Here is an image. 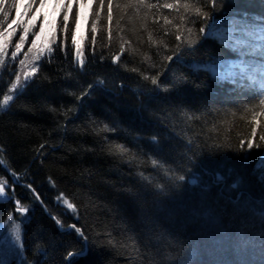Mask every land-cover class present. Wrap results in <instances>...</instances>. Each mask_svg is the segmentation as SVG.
<instances>
[{
	"label": "trees",
	"instance_id": "16d2710c",
	"mask_svg": "<svg viewBox=\"0 0 264 264\" xmlns=\"http://www.w3.org/2000/svg\"><path fill=\"white\" fill-rule=\"evenodd\" d=\"M113 2L114 5H121V11L114 9V19L124 16L120 21V27L124 31L120 35L139 49V55L125 53L121 62H111L112 55L119 51L120 43L114 39L109 47H104L107 43V21L103 11L98 22L97 51L94 57L90 55L91 12L97 7L94 4L85 20L87 33L84 37L87 39L82 43L88 59L84 70L80 71L72 64L71 54L65 59L64 53L55 50L53 45L51 61L49 62L46 54L38 76L24 94L11 102L7 111H0V146L6 149V160L11 169L22 177L21 184L31 183L43 200L42 205L27 188L15 185L13 200L0 203V222L12 211L16 219L20 220V214L15 212V199H20L22 204L30 208L25 214L29 219L23 223L22 228L28 264L41 259L37 255L40 249L47 250L43 264H65V253L70 248L82 247L75 232H62L51 215L61 218L65 226L77 223L89 235L90 251L85 257L76 260L75 264H154L162 259L164 253L175 254L181 249L180 259L183 264H241V258L244 264H264L260 248H249L246 253L239 254L234 249L241 220L248 221L249 214L237 215L232 219L231 204H226L223 199L218 205L214 203L217 187L212 188L207 203L216 208L220 215L219 225L191 214L199 205L198 196L188 192L182 195L171 192L168 195H158L154 189L145 192L136 175V162L130 167L124 162L127 157L109 154L110 151L115 152L116 143H123L138 155L142 152L145 162L143 170L146 173L152 172L148 156L155 153L152 152L147 137L159 134L161 140H164L179 134L184 140L172 139L175 149L170 153L166 144L164 157L168 163L183 169L187 167L181 156L185 151V141L196 135L197 140L204 144V155L200 158L204 167L211 170L233 167L244 176L248 184L247 191L253 197H264V183L252 175L259 156L256 150H253L252 158L247 162H242L232 152H217L215 156L208 154L207 145L213 141L207 137L222 140L229 136L235 147L240 138L249 134L252 114H246V120L240 119L243 109L237 105L242 100L238 99L232 84L217 83L204 72L194 75L189 67L196 61L209 59L210 56L225 58L227 62L234 59L233 53L210 38L196 45L195 52L182 53L179 62L162 65L161 58L155 56L156 46L150 45L147 35L150 31L154 39L163 38L169 47L173 45L174 29L173 35L165 37L163 28L171 26L164 25L162 17L167 16L173 24H177L178 19H173L177 17V12L159 5L173 3L174 0H145L146 4H157L158 8L140 7L138 11L124 7L128 0ZM34 7H38V4ZM75 9L76 6L73 5V13ZM225 9L229 13L232 10L262 13L264 4L262 0H227ZM19 10L23 12L24 7L21 6ZM45 13L49 21L55 18L59 26L63 12L55 11L54 4L49 0L47 7L41 10V16L32 31H39ZM15 15V12L10 14ZM31 15L29 13L25 19ZM157 20L158 22H154ZM71 22L70 13L69 23ZM113 27L115 31V25ZM20 34L21 30L18 29L7 49L6 62H10L11 52ZM57 37L59 42V27ZM32 39L29 34L19 58H23V52H27ZM140 39L145 42L140 44ZM161 52L169 54L163 49ZM101 53L104 55L103 60L100 59ZM143 53L153 56L156 68L148 69L142 58ZM17 64L18 60L11 64L9 71H15ZM165 67L169 70L165 71ZM132 68H139L149 75L163 72L161 80L169 83L173 81L174 75L183 73L188 81H177L174 91L160 92L154 89L150 81H144L137 73L130 71ZM2 70L3 66H0V71ZM9 71H3L0 76V99L8 91L14 78ZM100 79L104 80V84L93 89L91 99L85 96L83 100L77 101L76 96L89 84L95 85ZM196 83L202 84V87L195 88ZM70 92L75 95H69ZM232 108H236V117H232L227 111ZM185 110L200 119L186 124L183 115ZM257 120L264 124V116H257ZM221 121L224 123H220ZM105 124L116 131H102ZM213 124L217 126L216 133L207 131ZM257 132H260L259 127ZM137 133L145 138L134 140ZM42 144L44 148L40 149ZM193 148L199 151L194 145ZM197 171L200 169L197 168ZM0 176L7 177L11 186V176L2 167ZM50 178L54 186L49 182ZM160 182L164 181L161 179ZM126 188H131L139 195H130L124 191ZM60 193L77 205L78 220L57 203L56 197ZM8 195L12 196L13 193L9 191ZM221 208L225 210L221 212ZM149 217L151 221L148 220ZM261 227L264 226L253 223L245 232L251 235L260 231ZM223 230L227 231L231 239L222 236ZM109 233L112 244L108 242ZM221 240L223 243H218ZM134 241L137 242L135 247ZM18 259H14L12 264H16Z\"/></svg>",
	"mask_w": 264,
	"mask_h": 264
},
{
	"label": "snow or ice",
	"instance_id": "6c2138e0",
	"mask_svg": "<svg viewBox=\"0 0 264 264\" xmlns=\"http://www.w3.org/2000/svg\"><path fill=\"white\" fill-rule=\"evenodd\" d=\"M51 2L54 4L55 11L59 12L62 10L63 12L59 26L55 18L49 21L45 13L43 14L44 19L39 25V31L34 32L32 29L36 27V21L41 16V10L47 7L49 0H0V66H3L0 76L3 75V71H9L11 64L18 60L15 71H9V74L14 78L11 80L8 91L0 99V111H7L11 106V102L24 94L27 87L38 76L46 54L49 62L51 61L54 52L53 45H55V50L64 53L65 59L71 54L72 64L78 67L80 71L84 70L88 57L85 54V46L82 41L87 38L80 37L78 39L77 32L80 27V21L88 18L89 10L92 9L94 4L97 7L95 11L91 12L93 19L89 40L90 55L94 57L97 51V32L98 22L101 20V11L105 13L107 21V43L104 47H109L114 39L120 43L119 51L112 55L111 62L113 64L121 62V58L125 53L132 56L140 54L139 49L134 47L130 40L120 35L124 31L120 27V21L124 19V16L120 15L114 19V9L121 11L120 4L114 5L113 0H51ZM226 3L227 0H183V2L182 0H174L173 3L165 2L159 7L174 9L177 12V17L173 18L178 19L177 24H173V21L169 20L167 16L162 17L164 25L171 26L163 28V35L165 37L173 35L174 29V43L169 47L165 39H154L150 31L147 35V41L150 45L156 46L155 56L161 58L162 65H170L173 61L179 62L182 58V53L185 51L195 52L196 45L202 40L210 38L233 53L234 59L227 62L225 58L210 56L205 61H196L189 66L194 75L204 72L208 78L216 80L217 83L227 82L232 84L234 86L233 91L238 94V99L242 100V103L237 105L238 108L243 109L240 119L246 120V114H252L249 134L240 138L235 147L231 143L229 136H225L222 140L216 137H207V139H212L213 141L207 145L208 154L215 156L217 152H232L241 158L242 162H247L252 158L253 150H256L259 156L252 175H255L258 181L264 183V151H262L264 150V124L257 120V116H264V12L249 13L242 10H232L229 13L225 9ZM37 4L38 7H34ZM262 4H264V0H262ZM73 5L76 6L74 13L72 11ZM21 6L24 7L23 12L19 10ZM124 7L135 8L138 11L140 7L151 9L158 8V5L146 4L145 0H128ZM11 12H15L16 15L10 16ZM29 13H32V15L26 20L25 17H28ZM70 13L72 14L71 24L69 23ZM154 22H158V20ZM113 25H115V31ZM57 27H59L61 34L59 42H57ZM18 29L21 30V34L14 45V50L11 52L10 62H6L7 49L12 42V38L16 36ZM145 30H147L146 20ZM29 34L32 35L33 39L27 52H23V58L21 59L19 57L25 43L28 41ZM144 42L143 39L139 40L140 44ZM161 49L169 54H162ZM142 58L147 63L148 69L157 67L153 56L148 53H143ZM100 59H104L103 53H101ZM168 70L169 68L165 67V71ZM130 71L137 73L142 80L150 81L155 90L165 93L176 90L177 81H188V77L183 73L179 76L174 75L173 81L169 83L166 80H161V76L164 75L163 72L149 75L146 72H141L139 68H132ZM70 77L71 73H69ZM103 84V79L98 80L95 85L89 84L80 95L76 96L77 101L83 100L85 96L91 99L93 89ZM194 86L200 89L202 84L196 83ZM69 95H75V93L70 92ZM52 110L54 111L55 109ZM227 111L232 117H236V108L228 109ZM183 115L186 124H191L192 121L200 119L199 116H195L187 110L183 112ZM220 123H224V121ZM258 127L260 128L259 133L257 132ZM230 130L229 128L228 131ZM102 131L114 132L116 129L109 128L105 124ZM207 131L211 133L218 132L216 124H213ZM144 138L137 133L134 140L138 141ZM175 138L184 140V137L179 136V134H175L173 137H166L164 140H161L159 134L147 137L152 146V152L155 153L148 156L152 172L146 173L143 170L145 163L143 153L141 152L138 155L123 143H116L115 152L110 151L109 154L127 157L124 162L130 167L133 162H136V175L139 177L145 192L149 189H154L158 195H168L170 192L182 195L184 192H188L198 196L199 205L192 210L191 214L219 225L220 215L217 213L216 208L207 203L212 188L217 187L218 191L214 203L218 205L219 201L223 199L226 204H231L233 206L232 219H235L237 215L249 214L248 221L241 220V227L236 233L233 245L236 252L238 254L246 253L249 248H260L261 255H264V227H261L260 231L251 235L245 232V229L253 226V223H259L264 226V197H253L247 191L248 184L244 176L238 173L235 168L211 170L204 167L200 159L204 155V144L197 140L196 135L185 141V151L181 154L187 167L178 169L173 164L168 163L164 157L165 145H168L167 151L170 153L175 149V145L172 144V139ZM207 139L205 144H207ZM193 145L199 151L194 150ZM43 148L44 145L42 144L40 149ZM213 149L216 151H213ZM37 151L39 155L40 150L38 149ZM0 167L9 173L12 181L10 186L8 178L0 176V199L4 200V202L13 200L15 195L14 186L20 184L22 187L27 188L35 200L43 205L40 194L33 188L31 183L21 184L22 177L11 169L10 163L6 160V149L2 146H0ZM197 168L200 171H197ZM161 179L164 182H160ZM49 182L53 183L54 186L51 178ZM9 191L13 193L12 196L8 195ZM124 191L133 196L139 195L138 192H133L131 188H126ZM56 200L58 204L66 208L67 213L73 215L75 220L79 219L77 205L66 198L63 193H60ZM14 203L15 212L20 214L21 222L14 223L15 216L9 214L5 225H0V232L7 231L8 233L7 236H0V264H12V261L17 257L19 259L16 260V264H28L27 248L23 241L21 225L29 219L25 214L30 211V208L22 204L20 199H15ZM45 210L47 211L46 206ZM224 210L221 208V212ZM52 218L62 232L69 234L75 232L81 241L82 247L78 249L70 248L64 255L65 264H75L76 260L85 257L90 251L89 235L77 223H69L65 226L61 218L56 216ZM148 220L151 221V218L149 217ZM9 223L11 224L10 228L6 227ZM108 235V242L112 244L111 234L109 233ZM222 236L231 239V237H228L226 230L222 231ZM133 243L135 247L137 242L134 241ZM218 243H223V240L218 241ZM96 247H100V245H96ZM182 251L183 249L175 254L166 252L163 254L162 259L155 261L154 264H183L180 259ZM37 255L41 259L33 261L32 264H43V260L47 257V250L40 249ZM241 264H244L242 258Z\"/></svg>",
	"mask_w": 264,
	"mask_h": 264
},
{
	"label": "rangeland",
	"instance_id": "374dc122",
	"mask_svg": "<svg viewBox=\"0 0 264 264\" xmlns=\"http://www.w3.org/2000/svg\"><path fill=\"white\" fill-rule=\"evenodd\" d=\"M86 25H85V19H82L80 21V27H79V30L77 32V38L80 39V37H84L86 35V29H85ZM10 214H13L14 215V211L10 212ZM7 218L4 219L3 221L0 222V225H5V222H6ZM14 223H20L21 221L16 219L15 217V220L13 221ZM6 227L10 228L11 227V224H7ZM21 227L23 228V224L21 225ZM8 233L7 231H4V232H0V236H7Z\"/></svg>",
	"mask_w": 264,
	"mask_h": 264
},
{
	"label": "water",
	"instance_id": "95a60500",
	"mask_svg": "<svg viewBox=\"0 0 264 264\" xmlns=\"http://www.w3.org/2000/svg\"><path fill=\"white\" fill-rule=\"evenodd\" d=\"M0 203H4V200L0 199ZM53 217V215H51Z\"/></svg>",
	"mask_w": 264,
	"mask_h": 264
}]
</instances>
